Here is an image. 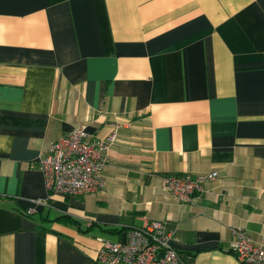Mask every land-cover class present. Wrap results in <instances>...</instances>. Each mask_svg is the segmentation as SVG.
Returning <instances> with one entry per match:
<instances>
[{"label":"crops","instance_id":"0c3cea01","mask_svg":"<svg viewBox=\"0 0 264 264\" xmlns=\"http://www.w3.org/2000/svg\"><path fill=\"white\" fill-rule=\"evenodd\" d=\"M80 124L106 185L51 193L41 156ZM154 220L188 264H242L235 227L264 247V0H0V264H100Z\"/></svg>","mask_w":264,"mask_h":264},{"label":"built area","instance_id":"2783aa9c","mask_svg":"<svg viewBox=\"0 0 264 264\" xmlns=\"http://www.w3.org/2000/svg\"><path fill=\"white\" fill-rule=\"evenodd\" d=\"M117 139L116 133L110 142ZM107 145L91 140L87 126L80 124L67 135L52 142L41 156V170L51 193L83 195L104 188L107 158L102 151ZM218 176L214 171L205 175L170 176L166 178L172 194L189 201L203 191V184ZM174 229L159 220L127 232L125 241L101 239L97 259L100 264H188L173 246ZM233 250L242 264H264V247L253 242L245 228H233Z\"/></svg>","mask_w":264,"mask_h":264},{"label":"trees","instance_id":"16d2710c","mask_svg":"<svg viewBox=\"0 0 264 264\" xmlns=\"http://www.w3.org/2000/svg\"><path fill=\"white\" fill-rule=\"evenodd\" d=\"M35 212H27L26 214L30 215L31 217L33 216Z\"/></svg>","mask_w":264,"mask_h":264}]
</instances>
